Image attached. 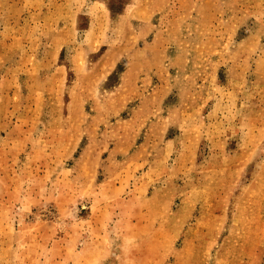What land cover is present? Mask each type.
Returning <instances> with one entry per match:
<instances>
[{
  "label": "rangeland",
  "instance_id": "obj_1",
  "mask_svg": "<svg viewBox=\"0 0 264 264\" xmlns=\"http://www.w3.org/2000/svg\"><path fill=\"white\" fill-rule=\"evenodd\" d=\"M0 264H264V0H0Z\"/></svg>",
  "mask_w": 264,
  "mask_h": 264
}]
</instances>
